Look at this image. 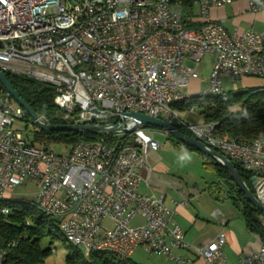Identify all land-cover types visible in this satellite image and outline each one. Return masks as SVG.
Wrapping results in <instances>:
<instances>
[{"label": "built area", "instance_id": "obj_1", "mask_svg": "<svg viewBox=\"0 0 264 264\" xmlns=\"http://www.w3.org/2000/svg\"><path fill=\"white\" fill-rule=\"evenodd\" d=\"M238 1L250 13L264 11V0H0V70L51 87L62 125L113 124L128 130L117 142L105 136L119 134L91 131L104 138L55 151L58 146L35 143L15 129L26 111L0 90V203L13 202V190L34 180L38 189L29 205L57 219L66 242L85 256L99 252L128 259L140 250L184 262L173 255L180 250L193 251L203 264H228L223 232L192 246L174 221L173 208L162 197L138 192L140 172L160 144L145 124L135 125L126 114L186 131L236 163L254 178L253 194L264 206V135L250 142L220 138L214 123L189 124L173 107L192 96L221 95L224 77L233 84L239 78L264 82V34L228 31L210 19L212 9ZM196 7L198 15L192 14ZM206 55L214 56L207 90L182 93L199 80ZM137 215L140 223L133 226ZM211 215L222 217L218 211ZM5 255L0 250V264ZM239 264H264V243Z\"/></svg>", "mask_w": 264, "mask_h": 264}, {"label": "trees", "instance_id": "obj_2", "mask_svg": "<svg viewBox=\"0 0 264 264\" xmlns=\"http://www.w3.org/2000/svg\"><path fill=\"white\" fill-rule=\"evenodd\" d=\"M3 73L18 97L32 109L36 116H43L47 124L62 125L61 111L53 104L55 92L51 87L22 75L7 71H3ZM0 90H3L1 84ZM194 104H197L201 110L203 123L215 124V133L220 138L250 142L264 135V89L261 91L246 90L238 93L223 92L219 96H192L173 107L177 110H186L187 107ZM24 120L26 123L31 122L27 113ZM180 132L190 136L186 131L181 130ZM102 137L104 138V135L93 132H44L40 130L34 132L32 140L46 146L71 148L80 141H95ZM105 141L110 142L111 138L105 136ZM175 145L209 158L200 151L179 142ZM211 160L210 165L227 188L228 198L235 206L240 207L246 229L250 233L256 234L264 243L263 214L245 199L228 171L217 161ZM231 163L250 191L253 192L252 175L236 163ZM2 208H7L10 211L6 216L0 213V250L5 251L6 254L4 264H43L52 254L50 246L57 238H61L67 244L65 264H132L129 259L111 253L92 252L87 257L84 256L79 249L68 244L63 238L57 219L45 216L31 206L4 201L0 203V211ZM46 239H48V245L42 248L41 243ZM12 241L16 242L15 245L7 246Z\"/></svg>", "mask_w": 264, "mask_h": 264}, {"label": "crops", "instance_id": "obj_3", "mask_svg": "<svg viewBox=\"0 0 264 264\" xmlns=\"http://www.w3.org/2000/svg\"><path fill=\"white\" fill-rule=\"evenodd\" d=\"M225 7H231V18H233L231 27H226L222 24L220 19L212 15L211 12L210 19L221 23L228 31H232L234 29H238L240 31L253 30L264 34V28L262 29V27L259 28V30L253 29L255 26L258 27L260 24L264 25V11L256 14L250 13L247 11L245 3L242 1L226 5L222 8L212 9L211 11L219 12ZM242 23L248 25L249 28H241ZM206 56L209 57L210 64L199 72V76H201V73H204L205 75L203 79H200L199 77L200 83L206 82L208 74L214 63V56ZM206 56H204V58ZM237 80L240 81L243 91H261L264 89V82L260 79L239 78ZM196 93L197 92L193 94ZM181 147L168 146V149L163 151V153H159L158 149L156 152L149 154L148 168L140 172L141 179L138 186V192L148 198L162 197L164 203L173 208L175 211L174 221L182 229L185 240L192 246L205 245L212 241L218 233L223 232L226 236V243L223 247V253L226 261L228 264H239L240 258L252 255L259 249L263 242L256 234L250 233L246 229L245 223L241 217V210L239 206H237V209L240 213L242 222H239V220L234 217L232 211L223 210V212L218 209V204L221 202V199L219 196H215V193L212 190L214 187L213 183L208 186L204 181L199 185L194 181L193 175H191L190 171L185 169V166H180L179 163L175 162L176 155L187 158L189 157L191 160L195 157L194 154H192V151ZM181 200H185V205L175 206L172 204L173 201L179 202ZM214 211L220 212L222 217L219 216L217 218H213L211 214ZM222 221L225 222L224 226L221 225ZM211 224H213V226ZM209 229H211L210 234L207 232ZM185 255H187L189 259H186L185 262L184 257H182L184 262L179 263L203 264L202 260L198 258L193 251L185 252ZM130 257L128 258L129 260ZM167 259L173 261L168 257ZM47 260L48 259H46L43 264H52V262ZM167 263L170 264V262Z\"/></svg>", "mask_w": 264, "mask_h": 264}, {"label": "rangeland", "instance_id": "obj_4", "mask_svg": "<svg viewBox=\"0 0 264 264\" xmlns=\"http://www.w3.org/2000/svg\"><path fill=\"white\" fill-rule=\"evenodd\" d=\"M192 14L198 15L199 10L198 7L195 8V10L192 12ZM211 14L214 15L216 18L218 17L222 24H224L226 27H231L232 25V19L231 18V7H225L223 10L219 12L211 11ZM264 28L263 24H260L258 27L255 26L254 30H259V28ZM241 28L248 29L249 26L245 23L241 24ZM210 59L209 57H205L201 64L198 67V71L201 72L206 66H209ZM200 79H203L205 77L204 73L200 74ZM200 84V85H199ZM234 87V88H233ZM222 88L223 92L225 93H238L242 92L243 89L241 88L240 81L237 80L235 84H233L229 79L223 78L222 79ZM207 90V84L206 82L200 83L199 80L192 81L186 88L181 89V92L184 94H193L195 92H204ZM176 113L178 114V117L184 121H186L189 124H196L200 125L203 122V117L201 115V110L197 108L194 113H189L187 110H176ZM15 129L22 134L23 137H28L30 140L34 137L35 128L32 126L31 122H27L25 120L23 121H17L15 123ZM149 130V134L153 137V139L160 144V148L158 150L159 153H163V151H166L168 149V146L171 147H177L175 145L177 141L168 133H165L161 129L151 127L147 128ZM123 138V135L119 134L114 136L111 141L117 142L120 141ZM179 147V146H178ZM181 147V146H180ZM60 147H56L55 151H59ZM184 149V147H181ZM194 158L191 160L189 157H181L180 155H176L175 162L179 163V165L185 166V169L189 170L191 175H193L194 181L200 185L201 182L207 183L208 186L213 187L212 190L215 193V196H219L221 199V202L218 204L220 211H226L230 210L232 211V214L234 217H236L239 222H242L240 213L237 209V206L233 205V202L227 198V191L226 187L223 185V183L217 178L216 173L213 169V167L210 165L211 159L205 158L200 156L199 154L193 152ZM182 163V164H181ZM186 171V170H185ZM37 182L34 180L28 179L24 184L17 186L13 190V194L9 196V199L12 200L16 204H25L29 205V201L34 200L35 193L37 192ZM226 192V193H225ZM222 207V208H220ZM223 211V212H224ZM141 217L137 215L133 221L131 222V225L136 226L140 223ZM104 226L111 227V222L109 220L103 221ZM213 226V224H211ZM211 229H209L207 232L210 234ZM48 245V239L42 241L41 247L45 248ZM67 244L61 240V238L54 239L52 245L50 246L52 249V254L47 258L49 262H52V264H65V255L67 253ZM173 255L177 257H184L185 262L186 259H189L187 255H185L184 251H174ZM85 256V255H84ZM87 257V256H86ZM132 264H168L167 262H170V264H182L179 262L170 261L167 259L166 256H157V255H146L142 253L140 250L133 253V255L130 257Z\"/></svg>", "mask_w": 264, "mask_h": 264}, {"label": "water", "instance_id": "obj_5", "mask_svg": "<svg viewBox=\"0 0 264 264\" xmlns=\"http://www.w3.org/2000/svg\"><path fill=\"white\" fill-rule=\"evenodd\" d=\"M0 84L3 89L8 93V95L20 106L22 107L26 113L28 114L31 121L41 130L44 132H91V131H102L107 134H119V133H126L128 130H123L116 125L110 124L106 126L101 125H50L38 120L36 114L32 111V109L23 101L21 100L18 95L15 93L11 85L9 84L6 76L0 70ZM126 117L131 118V120L136 124L143 123L146 126L155 127L161 129L165 133L170 134L177 142L184 144L187 147L194 148L201 153L205 154L209 158L217 161L221 164L230 174L232 177L236 187L241 192V194L245 197V199L259 212H261L264 216V206L257 201L254 194L247 185L244 183L238 172L234 169L233 164L230 160H228L225 156L217 153L214 150H211L207 146H205L202 142L197 141L191 136L183 134L173 126L168 125L167 123L151 118L144 115L139 114H126ZM134 125V126H135ZM254 181V178L251 179V182Z\"/></svg>", "mask_w": 264, "mask_h": 264}]
</instances>
